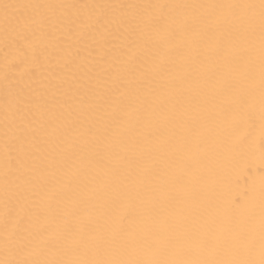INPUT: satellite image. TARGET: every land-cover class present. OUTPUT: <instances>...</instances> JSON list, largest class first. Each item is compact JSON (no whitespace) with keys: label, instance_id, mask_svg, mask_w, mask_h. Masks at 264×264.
<instances>
[{"label":"bare ground","instance_id":"1","mask_svg":"<svg viewBox=\"0 0 264 264\" xmlns=\"http://www.w3.org/2000/svg\"><path fill=\"white\" fill-rule=\"evenodd\" d=\"M4 3L0 261L259 259L260 0Z\"/></svg>","mask_w":264,"mask_h":264},{"label":"snow or ice","instance_id":"2","mask_svg":"<svg viewBox=\"0 0 264 264\" xmlns=\"http://www.w3.org/2000/svg\"><path fill=\"white\" fill-rule=\"evenodd\" d=\"M3 8V21L7 27L20 28L26 26L27 18L24 14L25 9L37 6L24 5V4H10L4 3ZM163 7V6H161ZM217 7V6H213ZM223 7V6H219ZM230 8L243 9L245 11L246 20L251 23L255 17V9L258 7L260 10V48H259V73H260V86H261V113H262V127H264V0H260L259 5L244 4V5H229ZM160 17L149 18L150 23H160ZM169 39L174 37V33L167 32ZM27 38L18 34V41H26ZM30 45H23L17 48V51L22 55H27ZM35 63V61H34ZM36 67H39L36 64ZM262 158H264V148H262ZM11 159V157H9ZM124 217H121L123 222ZM20 220H17L19 223ZM260 251L259 259L244 258V259H210V260H182V259H86V258H69L60 260H11L6 259L0 261V264H264V186L261 189L260 200ZM179 254V253H178Z\"/></svg>","mask_w":264,"mask_h":264}]
</instances>
